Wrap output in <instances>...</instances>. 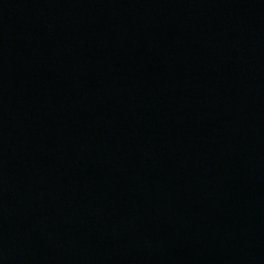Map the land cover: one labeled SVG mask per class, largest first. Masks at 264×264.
I'll list each match as a JSON object with an SVG mask.
<instances>
[{
  "label": "water",
  "instance_id": "1",
  "mask_svg": "<svg viewBox=\"0 0 264 264\" xmlns=\"http://www.w3.org/2000/svg\"><path fill=\"white\" fill-rule=\"evenodd\" d=\"M0 264H264V0H0Z\"/></svg>",
  "mask_w": 264,
  "mask_h": 264
}]
</instances>
